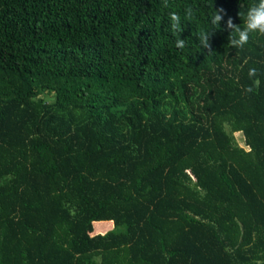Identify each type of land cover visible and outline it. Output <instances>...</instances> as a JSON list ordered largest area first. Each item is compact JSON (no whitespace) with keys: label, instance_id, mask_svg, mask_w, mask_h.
I'll return each instance as SVG.
<instances>
[{"label":"trees","instance_id":"16d2710c","mask_svg":"<svg viewBox=\"0 0 264 264\" xmlns=\"http://www.w3.org/2000/svg\"><path fill=\"white\" fill-rule=\"evenodd\" d=\"M258 2L0 0V264H264Z\"/></svg>","mask_w":264,"mask_h":264},{"label":"clouds","instance_id":"9594fccd","mask_svg":"<svg viewBox=\"0 0 264 264\" xmlns=\"http://www.w3.org/2000/svg\"><path fill=\"white\" fill-rule=\"evenodd\" d=\"M223 11H225L223 8L218 10L216 9L212 17L213 25H219V22L222 19L219 13ZM172 19L179 20V17L175 13H173ZM228 27L234 28L235 32L239 34L238 42L234 39L232 40V44L237 46L238 48H243V46L249 42L252 34H259L264 36V0H259L258 3H254L249 6L246 17L244 19L243 30H241L240 26L233 24L231 18H229L228 20ZM176 47L183 49L185 47V41L178 40ZM248 74L250 78L254 77L257 75V70L255 68H251L249 69ZM247 91H253L252 87L247 88Z\"/></svg>","mask_w":264,"mask_h":264},{"label":"rangeland","instance_id":"374dc122","mask_svg":"<svg viewBox=\"0 0 264 264\" xmlns=\"http://www.w3.org/2000/svg\"><path fill=\"white\" fill-rule=\"evenodd\" d=\"M235 139L237 141V143L241 146H244V142H243V136L240 132H235L234 133Z\"/></svg>","mask_w":264,"mask_h":264},{"label":"crops","instance_id":"0c3cea01","mask_svg":"<svg viewBox=\"0 0 264 264\" xmlns=\"http://www.w3.org/2000/svg\"><path fill=\"white\" fill-rule=\"evenodd\" d=\"M99 226H100V227H98V228H104V226H105V225H104V226H103V225H102V226H101V225H99Z\"/></svg>","mask_w":264,"mask_h":264}]
</instances>
